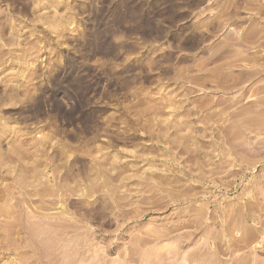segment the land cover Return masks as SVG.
Listing matches in <instances>:
<instances>
[{
	"label": "rangeland",
	"instance_id": "374dc122",
	"mask_svg": "<svg viewBox=\"0 0 264 264\" xmlns=\"http://www.w3.org/2000/svg\"><path fill=\"white\" fill-rule=\"evenodd\" d=\"M0 264H264V0H0Z\"/></svg>",
	"mask_w": 264,
	"mask_h": 264
}]
</instances>
